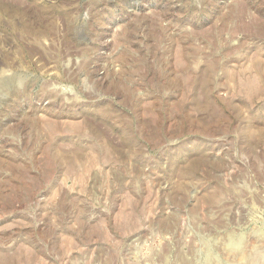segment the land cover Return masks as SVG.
<instances>
[{"label": "rangeland", "instance_id": "1", "mask_svg": "<svg viewBox=\"0 0 264 264\" xmlns=\"http://www.w3.org/2000/svg\"><path fill=\"white\" fill-rule=\"evenodd\" d=\"M0 264H264V0H0Z\"/></svg>", "mask_w": 264, "mask_h": 264}]
</instances>
